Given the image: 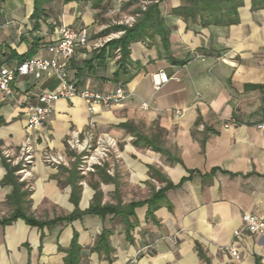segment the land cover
<instances>
[{"label":"crops","instance_id":"obj_1","mask_svg":"<svg viewBox=\"0 0 264 264\" xmlns=\"http://www.w3.org/2000/svg\"><path fill=\"white\" fill-rule=\"evenodd\" d=\"M93 2L46 0L39 30L35 0L0 3V67L49 56L61 25L86 29L88 44L69 63L70 81L100 93L121 87L126 95L119 105L97 107L92 128L84 100L60 99L46 125L30 131L28 115L59 79L52 72L39 80L17 76L13 95L0 92V264H264V235L235 236L244 215L264 221V8L244 0L237 16L206 25L201 15L174 13L189 5L184 0H160L167 45L159 34L131 44L132 65L116 76L119 50L103 63L94 54L122 32L104 34L135 6L105 0L95 9ZM160 71L171 79L156 91ZM97 130L121 143L113 174L98 168L86 178L76 163L44 162L45 151L73 154L66 144L73 132ZM28 136L30 175H15L27 192L23 214L41 226L25 217L3 222L17 209L8 203L15 191L8 168L16 165L6 154L17 159ZM97 204L106 215L86 213ZM231 246L237 256L221 253Z\"/></svg>","mask_w":264,"mask_h":264},{"label":"built area","instance_id":"obj_2","mask_svg":"<svg viewBox=\"0 0 264 264\" xmlns=\"http://www.w3.org/2000/svg\"><path fill=\"white\" fill-rule=\"evenodd\" d=\"M133 20V18H132ZM89 36L86 29H78L72 26L61 25L57 28L55 41L47 47L49 56H32L27 58L19 65L11 68L0 67V92L6 95H13L12 83L17 76H32L35 80L41 79L45 72H52L60 81L57 90L45 93L40 96L39 104L35 105L28 115L27 129L30 131H40L47 123L49 116L53 112V104L60 99L80 98L87 105L88 112L91 117L89 127L95 125L94 114L99 106L111 107L121 104L125 98V92L120 87L109 93H100L89 88H79L70 81L68 75V66L73 59L76 50L88 44ZM171 78L166 72L160 71L153 77V86L156 91L166 84ZM146 107V104H143ZM179 116L180 112L176 111ZM228 127V126H226ZM258 128L264 130V122L258 125ZM68 141L70 148L82 146L80 141V133L73 132ZM88 140L84 141V146ZM114 142V141H113ZM111 145V141H108ZM34 144L31 137H27L24 141L17 159L11 158L10 154L6 157L14 165H20L18 174H22L21 181L26 180L30 175L29 167L34 162ZM43 160L53 165H62L63 156L52 154L45 151ZM243 225L235 232V236L239 237L244 233L264 235V221L258 217L246 214L243 216ZM221 253L237 256L238 252L231 246L222 248Z\"/></svg>","mask_w":264,"mask_h":264},{"label":"trees","instance_id":"obj_3","mask_svg":"<svg viewBox=\"0 0 264 264\" xmlns=\"http://www.w3.org/2000/svg\"><path fill=\"white\" fill-rule=\"evenodd\" d=\"M6 0H0V3L5 2ZM46 0H35V9L32 15V19L35 22L34 29H40V21H42L46 17V12L42 8V4ZM66 1H74V0H66ZM93 7L95 9L101 8L103 2L105 0H93ZM109 2L111 0H108ZM189 5L186 7H181L174 10V13L179 16H183L185 18L190 16L201 15L203 21L207 24L212 22L219 23V19H222L225 16L234 15L237 16L238 8L243 6L244 0H184ZM159 2H155L152 0L151 3H148L146 9L143 10L139 7L140 0H132L123 4L122 9H128L129 7L135 6V8L131 11L133 15L136 16V21L132 26H124V25H114L110 29H107L104 34H109L111 32L122 31L123 35L120 38L112 39L104 47L95 52L94 58L98 59L101 63H103L106 59V55H112L114 50H119L121 57L118 61L119 70L116 73V76H120L122 73H127L128 65H132V62L129 58L130 55V46L133 43L145 40L149 37L150 34H159L163 38V42L167 45L168 42V34L169 30L166 27L165 21L161 15L159 10ZM264 8V0H253V10ZM235 22V21H234ZM33 51V50H32ZM31 55L20 57V61L23 62L27 58H30ZM21 166H13L8 168V181L13 183L15 187L14 196L9 198V202L11 204H15L17 206L16 211L12 216L7 219H4V223L12 222L16 220L18 217H25L28 223L42 225L39 222L35 221L32 218H27L22 210H21V201L26 197L27 192L23 191V184L18 181V177L15 175L16 172L20 170ZM103 173L106 174L105 169H102ZM173 187L172 184H168L166 188L159 191L157 195V199H163V193L165 189ZM159 201V200H158ZM157 200H152L149 203L150 208L152 210L157 208L158 204ZM140 205L132 204L131 210L135 206ZM107 207H101L100 205L91 206L86 213L93 214L97 213L102 216L106 215ZM107 234H103L102 240L105 239Z\"/></svg>","mask_w":264,"mask_h":264},{"label":"rangeland","instance_id":"obj_4","mask_svg":"<svg viewBox=\"0 0 264 264\" xmlns=\"http://www.w3.org/2000/svg\"><path fill=\"white\" fill-rule=\"evenodd\" d=\"M130 1L132 0H125V3ZM151 2V0H140L139 7L145 10L147 4ZM135 21L136 16L132 13L131 15H119L115 25L132 26ZM122 33L123 32L116 33L107 38L112 40L118 38ZM89 133L84 135L80 134L82 146L73 149L70 148L68 143L71 137L67 139V147L73 154L66 156L63 155L64 162L61 164L69 167L71 163H76L77 170L80 172L81 176L86 178L90 177L91 174L96 173L98 168L106 169L110 174H113L116 167V161L120 158L121 143L115 140L109 133L100 132L99 130ZM85 140H88L86 146H84ZM108 141L112 142L111 145Z\"/></svg>","mask_w":264,"mask_h":264}]
</instances>
